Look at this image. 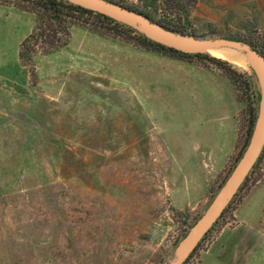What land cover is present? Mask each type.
Masks as SVG:
<instances>
[{"label": "rangeland", "instance_id": "obj_1", "mask_svg": "<svg viewBox=\"0 0 264 264\" xmlns=\"http://www.w3.org/2000/svg\"><path fill=\"white\" fill-rule=\"evenodd\" d=\"M118 1L197 37L264 39V0ZM81 25L48 58L34 45L52 88L0 56V264H165L236 163L255 78L150 54L104 28L91 42ZM228 147L214 175L208 158ZM186 264H264V152Z\"/></svg>", "mask_w": 264, "mask_h": 264}, {"label": "water", "instance_id": "obj_2", "mask_svg": "<svg viewBox=\"0 0 264 264\" xmlns=\"http://www.w3.org/2000/svg\"><path fill=\"white\" fill-rule=\"evenodd\" d=\"M125 25L153 43L184 54L210 55L216 51L242 60L252 72L258 92L255 120L248 142L217 193L177 243L165 264H183L237 193L264 148V55L244 41L197 37L168 30L135 11L107 0H60ZM211 56V55H210Z\"/></svg>", "mask_w": 264, "mask_h": 264}, {"label": "trees", "instance_id": "obj_3", "mask_svg": "<svg viewBox=\"0 0 264 264\" xmlns=\"http://www.w3.org/2000/svg\"><path fill=\"white\" fill-rule=\"evenodd\" d=\"M107 1L113 2L119 6H122L123 8H126L131 11H135L139 14H142L143 16L147 17L152 22H155L168 30L186 34V35H193L192 32H188L186 29L177 27L175 25H170L169 23L156 19L154 16H152L147 11L137 9L131 6H127L126 4H123L121 1H118V0H107ZM25 2H28V5H24V3H12L10 5L14 6L20 11L30 13L34 17L33 30L31 34H29L20 44L19 53H18L19 62L22 66L27 68L29 79H30V82L32 83L36 81L37 79L36 67H35L34 55H33L35 53L34 45L36 44L37 40L39 39L43 40L46 45V47H44L41 54L45 56L51 55L57 52L60 48H63L68 44L70 28L75 26L76 24L81 25L82 23L88 26L83 25V24L81 26H83L84 28H87L90 32L102 38L103 36L105 37L108 36V34H106L105 32H100V29L104 28L108 31H111L112 34H114L115 36H119V37L121 36V38L124 39L125 42L131 43L134 46H137L138 49L146 50L149 53H152V54L155 53V54L167 57L171 60H176V61H181V62H190L192 59L206 60V61H209V62H212V63H215L217 65L224 67L227 77H229L230 80H232V76L236 74V72L231 68V65L227 63L226 61L217 59L210 55L184 54L176 50L164 47L162 45L153 43L152 41L146 39L145 37L136 33L134 30L130 29L129 27L125 25L117 23L102 15L95 14L91 11L71 5L69 3H66L60 0H26ZM0 4H6V2L5 3L0 2ZM88 18H93L94 20L92 22H89ZM99 22L101 23V25L97 26L96 23H99ZM43 26H45L46 28H43ZM58 34H62V37H57ZM209 35H213V34H209ZM209 35H201L198 37H207V36L209 37ZM221 38H228V39L237 40V41H244L264 55V39H262L261 41L260 40L255 41L253 39H241L239 37H231V36H221ZM257 99L258 97H256V100ZM256 110L257 109L254 106H250L247 109L248 127H247L246 138H245V141L242 147L239 150V153L236 157L235 162L239 159L241 153L243 152L248 142V139L251 134L252 127H253V123L255 120ZM263 152H264V148L259 158L257 159L256 163L254 164L252 170L247 175L246 179L244 180V182L238 189L235 196L232 198L230 203L227 205V207L222 212L221 216L214 223V225L210 228V230L206 233V235L201 239V241L195 247L194 251L189 255V257L186 259V261L183 264H186L192 258V256L199 249L201 243L206 239L208 234L223 219V217L230 209L231 205L233 204L238 194L241 192V190L244 188L246 183L249 181L250 176L254 172L256 166L258 165L263 155ZM226 178H224L221 184H223Z\"/></svg>", "mask_w": 264, "mask_h": 264}, {"label": "crops", "instance_id": "obj_4", "mask_svg": "<svg viewBox=\"0 0 264 264\" xmlns=\"http://www.w3.org/2000/svg\"><path fill=\"white\" fill-rule=\"evenodd\" d=\"M33 27H34V17L32 14L20 11L10 4H0V56H3L6 58L8 57L7 55L11 54L12 56L11 62L13 63V66H18L20 69L27 70V68L22 66L19 62V58H18L19 46L22 43V41L29 34H31ZM81 30H82L83 36L89 37L91 42H95L97 40L96 38H101L98 35L92 32H89L88 30H85V29H81ZM49 56L50 55H46V56L43 55L40 57L48 58ZM27 76L30 82L28 72H27ZM0 78L2 79L5 78L4 74H1ZM37 79L39 80L37 84L35 85L37 88H42V89L45 87L52 88L54 85V82L52 81L44 82L43 80L39 78ZM234 129H236V126ZM233 150H234V147H231V148L228 147L227 151L223 153L222 155L217 154L215 156V154H211V156H209L208 161L212 163L213 165L217 164L219 166L218 170L215 171V173L213 172L214 175H216L218 171L220 172L222 170L223 164L225 163L224 160L228 159V157L232 154ZM234 217L236 219V216Z\"/></svg>", "mask_w": 264, "mask_h": 264}, {"label": "bare ground", "instance_id": "obj_5", "mask_svg": "<svg viewBox=\"0 0 264 264\" xmlns=\"http://www.w3.org/2000/svg\"><path fill=\"white\" fill-rule=\"evenodd\" d=\"M220 59L226 61L227 63H229L230 65H232L233 67H236L238 69H246L248 68L247 67V64L242 61V60H239V59H236L234 57H230L228 54L226 53H220V52H216V51H213Z\"/></svg>", "mask_w": 264, "mask_h": 264}]
</instances>
